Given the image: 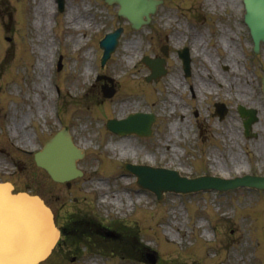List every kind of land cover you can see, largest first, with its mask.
I'll return each mask as SVG.
<instances>
[{
	"label": "rangeland",
	"instance_id": "rangeland-1",
	"mask_svg": "<svg viewBox=\"0 0 264 264\" xmlns=\"http://www.w3.org/2000/svg\"><path fill=\"white\" fill-rule=\"evenodd\" d=\"M242 12L241 0H172L158 8L148 25L133 31L116 15V7L103 0H65L60 13L53 0H0V181L42 196L60 225L79 219L88 220L91 227L114 230L125 222L140 245L155 250L154 263L144 261L140 251L129 259L110 238L109 244L101 245L100 241L105 244L101 236H84L76 245L61 242L41 264H264V192L241 188L166 193L157 201L121 167L123 161L156 162L192 174H264V110L259 93L264 45L257 54L252 52ZM38 23L45 24L42 30ZM118 26L125 28L118 48L100 69L98 39ZM177 34L182 37L178 43L190 40L194 76L188 79L181 80L177 72ZM75 38L81 39L77 48ZM158 44L168 45L172 52L167 57L170 71L156 82L163 87L155 96L142 82L148 68L137 61L142 54H156ZM43 46L48 52L44 73L38 71L36 59ZM62 52L63 77H59L54 63ZM101 71L120 83L117 95L103 102L99 84L91 86ZM171 79L181 80L185 94L178 93ZM132 82L137 84L131 88ZM140 86L144 93H132ZM189 86L196 90L192 108ZM166 88L173 94L167 95ZM250 89L254 94L249 97ZM143 95L153 103L137 101ZM250 100L260 116L256 136L246 138L236 106L249 105ZM217 101L230 107L221 122L206 111ZM139 110H153L159 118L149 138L118 137L104 127L108 117ZM62 124L69 126L74 141L86 152L78 161L84 176L72 181L71 187L53 182L33 160L34 152ZM109 143L126 147L127 155L105 151ZM102 195H107L104 201ZM92 239L98 245L90 243Z\"/></svg>",
	"mask_w": 264,
	"mask_h": 264
},
{
	"label": "bare ground",
	"instance_id": "bare-ground-1",
	"mask_svg": "<svg viewBox=\"0 0 264 264\" xmlns=\"http://www.w3.org/2000/svg\"><path fill=\"white\" fill-rule=\"evenodd\" d=\"M40 8V7H39ZM38 8V9H39ZM45 24L38 23V29L42 30ZM42 27V28H41ZM75 41V42H74ZM81 43L80 38L73 40L74 45ZM46 47L41 49V63L38 64L41 72H45V65L47 62ZM89 52L85 56H88ZM230 60V59H229ZM39 63V62H38ZM87 62L85 70L87 71ZM85 71V73H86ZM40 72V73H41ZM89 74V71L86 75ZM45 83V77H42ZM45 85L43 84L42 87ZM23 138H21L22 140ZM23 141V140H22ZM112 151L117 150L120 155H127L126 147H117L112 143L108 144ZM100 185V184H99ZM98 188L100 186H97ZM10 187L4 188L8 200L3 199L0 195V264H29L31 258L44 253L46 246H44L43 238L37 237V231L43 233L36 223L37 219L45 218L40 205L35 203V199L28 197L25 194H11ZM107 195H102L101 199H105ZM38 200V199H37ZM26 201V203H24ZM119 207V205H117ZM46 216H48L46 214ZM5 225V228H4ZM32 228V229H31ZM34 228V229H33ZM47 234L50 233L49 228L46 229ZM38 238V239H37ZM46 241V240H45Z\"/></svg>",
	"mask_w": 264,
	"mask_h": 264
},
{
	"label": "water",
	"instance_id": "water-1",
	"mask_svg": "<svg viewBox=\"0 0 264 264\" xmlns=\"http://www.w3.org/2000/svg\"><path fill=\"white\" fill-rule=\"evenodd\" d=\"M130 0H123V4L126 6L128 11L133 12L130 10L131 6L129 5ZM140 0H137L139 2ZM148 9H139L135 11V13L141 17V14L145 13L148 14V11H152V6ZM138 8H142V6L139 4ZM139 11V12H138ZM132 14V13H131ZM254 40L257 42L261 38L264 39V20L260 22L252 34ZM115 35L112 34L108 37V44L110 45V48H113L115 42H114ZM142 117H136L135 119L141 120ZM124 122H120V124H123ZM129 123H125L127 125ZM119 123H113L110 125V127L114 130H121L125 128H118ZM128 129H125L123 131H127ZM72 146L70 144L69 139L63 138V137H57L53 141H51L49 144L46 145L44 151L41 153L44 160L41 161L40 159H37L38 164L45 167L49 173L58 180H62L65 178H69L72 176V173H74V162H73V156L75 155V152L72 150ZM132 171H134L138 176L141 177V179L144 180L146 183V186L154 189L155 191L160 189H174V190H189L185 189V182L184 179H178V181H166L163 184H161L157 179H154V170H151L149 168H142L138 169L136 172V169L128 167ZM204 181H207L209 183H202L201 186H215L218 187L220 184L224 183L229 186V182L220 181V180H213V179H203ZM198 180L194 181H186V183H196ZM189 186L195 188L199 187L198 184H190ZM1 193V192H0ZM6 193V192H5ZM3 199L8 200V196L6 194L2 195ZM35 203L39 204L41 207L40 209L45 211L47 213V210L43 207V204L39 200H35ZM37 223V222H36ZM51 228L52 224L50 223ZM57 236V231L54 229V235L50 238L49 245H51L55 238ZM38 237V235H37ZM39 238V237H38ZM45 252L42 255L34 256V261L39 260L44 256ZM33 261V263H34Z\"/></svg>",
	"mask_w": 264,
	"mask_h": 264
}]
</instances>
